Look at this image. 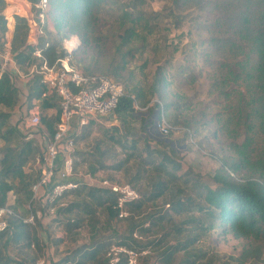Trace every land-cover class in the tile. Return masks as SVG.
Returning <instances> with one entry per match:
<instances>
[{
    "label": "trees",
    "instance_id": "obj_1",
    "mask_svg": "<svg viewBox=\"0 0 264 264\" xmlns=\"http://www.w3.org/2000/svg\"><path fill=\"white\" fill-rule=\"evenodd\" d=\"M173 1L177 5L193 2L216 12L210 22L213 30L209 41L220 52V57L212 74L211 90L222 97L224 103L214 114L217 122L215 134L220 132L228 139L230 154L222 158L221 166L212 175L214 185H211L204 182L194 170L184 169L181 160L177 158L178 150L171 142L158 139L156 144H152L145 139L140 145L139 137L125 140L121 145L124 159L99 168L126 171L128 183L140 191L141 198L128 203L127 209L128 206L139 209L145 197L147 200L164 198L169 204L167 209L158 211V220L154 225L131 232L135 240L134 247L125 246L139 250L146 249L140 247L147 245L155 248L172 236L176 241L168 247L170 257H157L161 264L170 263L173 254L177 252L183 254L179 264H264V0ZM143 2L49 0L48 15L55 36L46 31L47 36L41 37L34 45L28 43L30 32L27 18L14 14L10 56L29 76L26 100L28 108L39 105V130L47 128L50 137L55 133L60 119V96L56 91L47 92L40 75L30 73L31 66L39 61L33 52L40 48L48 63L54 64L58 58L68 54L63 40L77 35L81 43L73 49L71 55L78 67L87 74L101 71L103 75L114 77L124 86L125 93L120 97L114 112L126 126L134 117L137 101L147 106L156 98L163 103L165 110L174 108L178 112L169 121L172 126L182 125L194 134L191 119L183 113L190 108V103L176 93L171 95L169 86L172 79L165 66L159 64L153 81L142 84L141 79H136V72L140 68L139 72L145 73L150 59H145L138 67L132 68L130 65L137 56L155 48L151 38L157 29V13H148L140 8ZM6 6L7 1L0 0V52L7 51L8 19L10 21L13 18H7L3 13ZM9 26L12 30L13 26ZM46 41H49L48 45ZM107 58L109 61L105 63ZM1 69L0 60V105L6 109L0 110V139L4 141L0 155V206H10L22 217L32 209L37 214L36 225L38 213L44 215L51 212L52 207L55 216L51 221L75 209L92 214L95 211L92 204L81 198L84 186L78 185L75 189L66 190L51 203L46 199L42 204L41 199L45 194L33 198L32 186L39 179L41 168L32 167L30 162L36 160L40 151L32 135L26 134V137L17 125L9 121L11 111L20 101V91L8 67L3 71ZM157 106L158 103H152L149 108ZM50 109H55V113L50 115ZM72 127L75 132L74 123ZM142 130H147L144 122ZM65 154L59 153L58 167H61ZM145 189L148 193H143ZM93 190L98 193L93 194ZM109 191L116 193L103 186L88 189L83 195L97 201L99 193L107 194ZM69 194L77 195L79 199L65 205L63 199ZM107 195L98 202L99 205L102 202L107 204L108 210L121 218L114 208L117 193L113 198ZM67 222L74 227L80 226L70 219ZM28 226L32 225L22 218L12 217L8 228L0 232V264H26L23 260L11 258L8 252L11 247L26 246L25 243L15 241L17 238L24 240L25 233L28 238L31 237L32 231ZM154 230L160 231V238L141 244L145 235ZM214 230L243 238L245 243L241 252L237 256H226L205 247V240L211 238ZM135 233L141 237H136Z\"/></svg>",
    "mask_w": 264,
    "mask_h": 264
},
{
    "label": "rangeland",
    "instance_id": "obj_2",
    "mask_svg": "<svg viewBox=\"0 0 264 264\" xmlns=\"http://www.w3.org/2000/svg\"><path fill=\"white\" fill-rule=\"evenodd\" d=\"M143 1L140 8L146 10L148 13H157L155 19L157 29L151 38V43L155 48L142 56H137L132 60L130 65L132 68L138 67L142 65L145 59H150V63L144 71L145 73H140V68L136 72V79H141L142 84H150L153 81L159 64L165 66L167 74L172 79V84L169 86L171 95L176 93L190 103V108L183 111V113L187 114L186 117L191 119L194 125L192 127L194 134L191 133L190 136L186 133L187 128L182 125H176L173 126L167 137L164 138L159 135L152 128L150 122L151 115H154L159 106L149 108L147 107L149 104L142 106L137 101L135 104L136 116L143 120V122H146L148 134L152 135L153 138L156 137L162 141L171 142L172 146L178 150L179 154L177 158L181 160L184 169L190 168L194 170L204 182L214 185L212 179L213 173L216 168L221 166L222 158L230 154V150L227 147L228 139L220 132L215 134L217 122L214 120V114L222 108L224 103L223 98L211 90L212 74L220 57V52H217L209 41L212 35L210 32L213 30L210 22L213 21L216 12L211 11L209 7L202 8L193 2H182L177 5L173 0ZM24 2L26 1L7 0V6L8 4L18 3L19 10L23 12L25 11ZM7 6L3 13L7 18H10L12 12L11 9L8 10ZM33 11H35V8H33ZM104 15H107V13L104 12ZM49 21H51L50 16ZM9 24L12 26V20L9 21L8 19V37L10 39L12 30ZM51 35L54 37L55 31L51 32ZM74 36L78 39L76 44V47H78L81 41L77 35ZM66 40L69 39L63 40L65 48L67 46ZM66 49L68 52L71 51V53L73 51L68 50V48ZM4 54L5 52H0V60L3 57L1 55ZM71 57L73 63L76 64L74 57ZM105 61L107 63L109 58L105 59ZM76 65L78 66V64ZM6 67L11 72L13 82L20 91V101L15 109L11 111L9 121L12 125H17L18 130L27 137L28 135L24 133L20 123L27 111L26 83L29 76L26 70L20 69L16 65L10 55ZM96 72L103 74L101 71ZM0 110L6 109L0 105ZM164 112L170 122L171 117L178 115V112L174 108L170 110H165L164 108ZM189 118H186V120ZM31 135L34 137L40 151L41 138L44 134L40 129L31 133ZM3 145L4 141L0 139V155ZM30 163L34 168L39 167L34 159ZM137 234L140 236L139 233ZM244 243L245 240L243 238H237L231 233L214 230L212 231L211 238L205 240V247L215 250L222 255L237 256L241 252ZM155 260H157V257L154 255L150 259L149 264H152Z\"/></svg>",
    "mask_w": 264,
    "mask_h": 264
},
{
    "label": "crops",
    "instance_id": "obj_3",
    "mask_svg": "<svg viewBox=\"0 0 264 264\" xmlns=\"http://www.w3.org/2000/svg\"><path fill=\"white\" fill-rule=\"evenodd\" d=\"M25 1V11L23 12L19 10L18 3L8 4L7 6L8 10L11 9V16L13 17L12 33L10 39L8 37L7 43L9 44V50L14 32V14L25 16L28 20L30 32L28 43L34 45L41 38L37 37L34 32L36 19L34 17L33 2L30 0ZM31 30L33 31L31 32ZM46 31L50 34L54 31L51 21L46 24ZM76 39L75 36H72L68 41L77 44L78 39L77 41ZM35 106L39 105H34L31 108H28L27 105L26 114L35 109ZM52 113H55V109L49 110V114ZM133 114L134 117L130 119L128 126L117 117L115 112L106 116H91L84 124L80 123L78 116L74 118L75 145L71 152L76 163V169L68 180L84 186L83 194L88 189L103 188L101 184L103 179L128 182L129 176L126 171L99 168V166L114 164L124 159L125 154L122 152L121 145L125 140L139 137L141 139L140 145L144 143L145 139L152 144L157 143L159 138H153L152 135L147 134V130L143 131V120L137 118L136 111ZM41 131L44 135L41 138L40 151L43 148V138L50 135L45 127H42ZM96 193H98L97 190H93V194ZM143 193H148L147 189L143 190ZM83 194L81 198L92 204V208L95 209L92 214L75 209L71 213L60 214L56 221H51L55 216L54 211L47 212L44 215L39 212L37 225L27 227L32 231L31 237L28 238V234L25 233L24 240L17 238L15 241V243H25L26 246L24 248L12 247L9 251L10 257L23 260L26 264H37L39 261H44V264H60V261H62V264H107L106 251L112 243L134 247L135 240L131 237V232L142 231L144 228L151 227L158 220L156 216L158 211L169 207L164 198L147 200L145 197V201L140 203L141 207L139 209L128 206L130 210L129 217L121 219L108 210L107 204L102 202L99 205L98 203L105 199L108 196L107 194L113 198L116 193L111 191L107 194L99 193L97 201ZM75 199H79V197L69 194L63 199V203L67 205ZM44 200L45 197L41 199L42 204H44ZM69 219L74 223H79L80 226L69 225L67 222ZM160 236L161 233L158 230L149 232L145 235L141 244L157 241ZM175 241L172 236H169L160 245H156L155 248L151 245L141 246L140 248H148L150 252L141 257L140 264H149L154 255L163 259L170 257L171 251L168 247ZM182 256L181 252L174 253L172 261L167 264H179ZM119 264H127L125 258Z\"/></svg>",
    "mask_w": 264,
    "mask_h": 264
},
{
    "label": "built area",
    "instance_id": "obj_4",
    "mask_svg": "<svg viewBox=\"0 0 264 264\" xmlns=\"http://www.w3.org/2000/svg\"><path fill=\"white\" fill-rule=\"evenodd\" d=\"M33 6L36 19L34 32L37 37L47 36L49 0H35ZM48 44L49 41H46V45ZM7 45L5 56L1 55L3 56L1 71L5 70L10 55L9 44ZM33 54L39 58V61L31 66L30 73L40 75L41 82L47 88V92L56 91L60 96V119L56 124L53 136L43 138V148L36 156V163L41 168V173L37 182L32 186L34 199L45 194V200L47 199L51 203L61 197L66 190L75 189L79 185L77 182L68 180L74 173V158L71 153L75 145V132L72 127L74 118L78 116L80 123L84 124L91 116H106L113 113L118 106L120 97L125 93V88L112 77L100 73L87 74L82 71L73 63L71 51L64 57L58 58L54 64L48 63L40 48H37ZM152 103H158L159 107L150 117L151 126L165 138L173 126L165 115L163 103L159 99H153L149 105ZM40 125L39 106H35V109L22 117L20 123L24 133L30 135L39 130ZM186 133L191 136L189 130ZM61 152L66 154L61 167H58L57 158ZM101 184L117 193L114 208L118 211L119 217L129 216L127 204L139 200L141 198L140 191L128 182L103 179ZM51 211H54V207L51 208ZM36 215L31 209L22 217L12 207L0 206V232L8 228L9 220L12 217L22 218L24 222L34 226L36 225ZM134 235L141 237L137 233ZM149 252V249L139 250L119 243H112L106 252L107 264H119L123 258L127 264H140L141 256ZM37 264H44V261H39ZM152 264L161 263L155 260Z\"/></svg>",
    "mask_w": 264,
    "mask_h": 264
},
{
    "label": "bare ground",
    "instance_id": "obj_5",
    "mask_svg": "<svg viewBox=\"0 0 264 264\" xmlns=\"http://www.w3.org/2000/svg\"><path fill=\"white\" fill-rule=\"evenodd\" d=\"M66 45H67L66 47H67L68 49L73 50V49L75 48L76 43L67 40V41H66Z\"/></svg>",
    "mask_w": 264,
    "mask_h": 264
}]
</instances>
